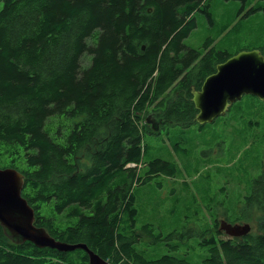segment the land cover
Masks as SVG:
<instances>
[{"label":"trees","instance_id":"trees-1","mask_svg":"<svg viewBox=\"0 0 264 264\" xmlns=\"http://www.w3.org/2000/svg\"><path fill=\"white\" fill-rule=\"evenodd\" d=\"M0 1V154L4 167L24 173L36 224L112 264H193L174 254L147 258L135 246L142 232L163 234L151 224L124 232L122 224L135 227L137 185L177 170L171 160L144 159L145 131L154 133L145 119L199 124L191 87L233 55L213 39L202 49L185 43L198 26L195 11L211 19L207 0ZM258 10L264 5L247 14ZM62 116L73 119L68 132L56 124ZM250 181L246 204L263 212L259 230L221 238L214 219L201 233L209 254L199 264H264V171ZM0 264H89V255L15 243L0 225Z\"/></svg>","mask_w":264,"mask_h":264},{"label":"rangeland","instance_id":"rangeland-1","mask_svg":"<svg viewBox=\"0 0 264 264\" xmlns=\"http://www.w3.org/2000/svg\"><path fill=\"white\" fill-rule=\"evenodd\" d=\"M206 3L211 19L206 11H195L198 26L186 37L187 45L202 49L213 39L217 49L233 54L264 47V10L247 14L250 7L264 5V0H207ZM87 63L85 56L82 64ZM72 121L62 116L56 124H63L64 132H68ZM143 140L146 161L161 157L174 162L177 168L175 175L161 174L137 185L135 227L123 221L124 232L140 231L145 224H151L155 234H163L164 239L157 240L142 232L135 246L147 258L174 254L199 264L209 254L207 247L199 244L201 233L216 218L226 217L236 222L242 217L253 225V232L259 230L263 212L246 204L252 190L250 180L263 170L264 101L258 96L243 95L225 115L212 122L188 126L166 124L159 133L145 131ZM5 158L6 155L0 154V167L5 166ZM51 204L43 205L41 211L47 214ZM174 231L183 235L167 238ZM172 244L179 247L173 249Z\"/></svg>","mask_w":264,"mask_h":264},{"label":"water","instance_id":"water-1","mask_svg":"<svg viewBox=\"0 0 264 264\" xmlns=\"http://www.w3.org/2000/svg\"><path fill=\"white\" fill-rule=\"evenodd\" d=\"M150 10H152L150 8ZM144 48V46H143ZM192 100L197 109L199 124L212 122L225 115L230 106L245 94L258 96L264 101V53L260 48L244 49L216 65L215 71L204 79L200 89L191 87ZM150 129L160 132L161 123L151 116L145 119ZM264 171V161H263ZM25 175L15 167H0V225L15 243L31 241L39 247L58 250L82 248L89 255V264H112L86 243H69L54 237L46 227L36 224V210L23 195ZM221 238L242 237L254 231L247 221L231 222L221 218Z\"/></svg>","mask_w":264,"mask_h":264},{"label":"bare ground","instance_id":"bare-ground-1","mask_svg":"<svg viewBox=\"0 0 264 264\" xmlns=\"http://www.w3.org/2000/svg\"><path fill=\"white\" fill-rule=\"evenodd\" d=\"M194 14V13H193Z\"/></svg>","mask_w":264,"mask_h":264}]
</instances>
